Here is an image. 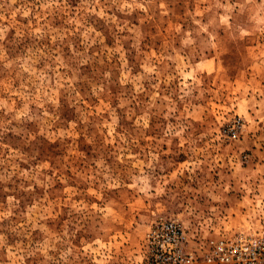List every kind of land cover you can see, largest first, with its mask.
I'll return each instance as SVG.
<instances>
[{"label":"rangeland","instance_id":"1","mask_svg":"<svg viewBox=\"0 0 264 264\" xmlns=\"http://www.w3.org/2000/svg\"><path fill=\"white\" fill-rule=\"evenodd\" d=\"M263 41L264 0H0V264H150L162 217L188 249L256 228Z\"/></svg>","mask_w":264,"mask_h":264},{"label":"built area","instance_id":"2","mask_svg":"<svg viewBox=\"0 0 264 264\" xmlns=\"http://www.w3.org/2000/svg\"><path fill=\"white\" fill-rule=\"evenodd\" d=\"M225 133L230 139L236 136L233 128ZM143 244L150 264H264V218L250 232L221 236L188 249L182 221L162 217L148 228Z\"/></svg>","mask_w":264,"mask_h":264}]
</instances>
